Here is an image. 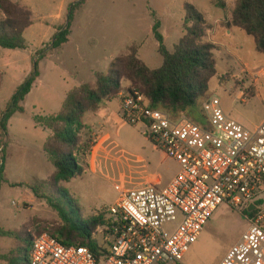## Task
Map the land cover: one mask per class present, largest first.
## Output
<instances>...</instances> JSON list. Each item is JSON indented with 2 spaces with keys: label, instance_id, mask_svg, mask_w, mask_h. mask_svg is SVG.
<instances>
[{
  "label": "rangeland",
  "instance_id": "obj_1",
  "mask_svg": "<svg viewBox=\"0 0 264 264\" xmlns=\"http://www.w3.org/2000/svg\"><path fill=\"white\" fill-rule=\"evenodd\" d=\"M9 1L26 6L31 13L32 27L26 32L27 49L22 53L30 60L13 58L10 54L15 51L0 48V68L5 69L0 112L9 102L8 95L26 65L32 70V60L38 58L36 54L50 44L56 29L66 23L68 8L79 0ZM218 1L224 9L215 6L217 0H211V4L209 0H89L74 13L70 45L49 51L38 61L42 83L27 101L25 113L12 117L7 136L0 144L1 230L23 232L29 241L26 232L32 234V227L58 221L57 214L27 188L45 181L53 171L42 149L48 133L36 127L32 117L55 114L60 110L55 98L63 90L94 85L97 73H107L115 59L131 52L148 69H159L163 60L151 28L154 22H159L164 46L172 53L182 37L186 4L205 18L206 40L215 45L216 77L209 83V98H217L224 115L248 130L262 122L264 56L257 53L250 36L228 24L236 0ZM4 21L5 16L0 12V22ZM48 92H53L55 97L46 98ZM120 124L119 130L100 125L84 133L91 141L89 168L82 177L64 185L78 206L77 209L66 202L76 220L86 222L93 215L105 214L120 190H136L149 181L162 190L178 173L177 164L156 149L141 134L139 126ZM242 218V212L221 204L177 264H219L246 231L248 224ZM3 258L25 264L16 243L0 237V264H8Z\"/></svg>",
  "mask_w": 264,
  "mask_h": 264
},
{
  "label": "built area",
  "instance_id": "obj_2",
  "mask_svg": "<svg viewBox=\"0 0 264 264\" xmlns=\"http://www.w3.org/2000/svg\"><path fill=\"white\" fill-rule=\"evenodd\" d=\"M117 97L119 121L139 126L177 164V175L162 190L149 181L118 192L96 235L97 256L41 234L31 241L29 264H177L221 204L242 212L248 226L219 264H264V119L248 130L211 97L202 104L199 125L149 108L136 92Z\"/></svg>",
  "mask_w": 264,
  "mask_h": 264
},
{
  "label": "trees",
  "instance_id": "obj_3",
  "mask_svg": "<svg viewBox=\"0 0 264 264\" xmlns=\"http://www.w3.org/2000/svg\"><path fill=\"white\" fill-rule=\"evenodd\" d=\"M87 1L79 0L68 8L66 23L56 29L50 44L36 54L38 58L32 60L30 74L0 112V144L7 136L9 120L15 114L24 113L22 103L39 77L38 61L45 58L49 51L67 43L73 15ZM215 6L224 9L223 3L218 0ZM183 11L182 37L172 53L164 46L159 22H154L151 28L157 52L163 60L159 69H148L131 52L115 59L107 73H97L94 86L82 84L68 91L56 114L32 117L36 127L49 133L42 149L53 172L45 181L27 188L57 214L58 221L32 227V234L26 232L30 236L29 241L24 238L23 232L0 229L1 238L16 243L25 264H29L32 239L41 234L49 235L64 247H86L98 255L100 249L96 245V235L107 225L105 214L93 215L86 222L76 220L67 209L66 202L77 209L78 206L69 197L64 185L82 177L89 168L91 141L84 137V133L90 132L91 128L85 123V117L97 113L114 100L123 91V82L129 84L128 92L142 95L149 108L166 113L172 120L185 117L195 124L204 125L202 104L209 99V83L216 77L215 45L206 40L208 25L205 18L189 4L184 6ZM0 12L5 16V21L0 22V48L25 51L27 46L23 34L32 25L31 13L19 3L9 0H0ZM229 16L228 24L250 36L257 53L264 56V0H236ZM2 81L3 74L0 73V88ZM2 176L3 166L0 165V183ZM3 260L8 264H17L11 258Z\"/></svg>",
  "mask_w": 264,
  "mask_h": 264
},
{
  "label": "crops",
  "instance_id": "obj_4",
  "mask_svg": "<svg viewBox=\"0 0 264 264\" xmlns=\"http://www.w3.org/2000/svg\"><path fill=\"white\" fill-rule=\"evenodd\" d=\"M89 1V0H88ZM210 1V4H211V0ZM190 5V4H189ZM22 7H25L26 6H22ZM27 9V8H26ZM181 22V21H180ZM32 25L25 30L24 34H23V38L25 40V42L27 41L26 40V32L29 31L31 29ZM71 29V27H70ZM180 29H181V25H180ZM70 36H71V31L69 30V36H68V41L67 43H65L64 45H62L61 47H64V46H68L70 45L71 43V39H70ZM91 41H87V45L90 44ZM76 45V44H74ZM57 50V49H56ZM75 50V49H74ZM19 50H15V52H13L12 54H10L11 56H13V58H18V57H21L22 58H25V60H30L29 56H24L25 54H22L26 51H23V52H18ZM54 51V50H53ZM14 61L12 60V63ZM5 69H3V67L0 68V73L3 74V81H2V84H1V88H0V93L2 92V89H3V86H4V82H5V72H4ZM30 71H31V68L26 65V68L24 69V71L21 73V77L18 79V81L15 83V85L12 87L11 91H10V94L8 95V97L12 96L13 92L16 90V88L23 82V80L30 74ZM42 75L41 73H39V77L37 78V80L35 81V83L33 84V87L30 91V93L25 97L23 103H22V107L24 109V113H25V107H26V104H27V101L30 99V97L32 96L33 92H34V89L37 87V86H40L41 83H42ZM95 82H96V79H95ZM95 85V84H94ZM94 85H90V86H94ZM126 85V86H124ZM78 87V86H76ZM122 87H123V90H126L129 88V84L128 83H122ZM75 88V87H73ZM73 88H70V89H66L65 91L63 90V92L61 93L60 96H63V98L60 96L56 97L55 100H57V105L62 106V103L64 101V98L66 96V93L68 91H70L71 89ZM53 98L55 97L53 95V92H48L45 94V97L46 98H50L52 97ZM62 99V101H61ZM36 104V103H35ZM38 106V105H37ZM34 104H33V108H34ZM59 108V109H60ZM119 110H120V104H119V100H118V97H116L114 100H112L111 102L107 103L105 105V107H103V109H101L100 111H98L97 113L95 114H88L86 117H85V123L92 129L94 130L97 126H104L103 128L106 129L107 126H113L114 128H118V130L122 127V125L120 124L121 122L119 121L118 119V113H119ZM58 112V111H57ZM56 112V113H57ZM55 113V114H56ZM54 115V114H53ZM12 119V118H11ZM10 119V120H11ZM9 120V122H10ZM263 121V120H262ZM8 126H9V123H8ZM48 133V132H47ZM49 136V133L46 135L45 137V140L46 138ZM45 142V141H44ZM53 172V171H52ZM52 174V173H51ZM50 174V175H51ZM49 175V176H50ZM47 176V178L49 177Z\"/></svg>",
  "mask_w": 264,
  "mask_h": 264
},
{
  "label": "water",
  "instance_id": "obj_5",
  "mask_svg": "<svg viewBox=\"0 0 264 264\" xmlns=\"http://www.w3.org/2000/svg\"><path fill=\"white\" fill-rule=\"evenodd\" d=\"M253 209H254V207H253V206H250V207L248 208V210H247V213H251V212L253 211ZM242 220H244V219L242 218Z\"/></svg>",
  "mask_w": 264,
  "mask_h": 264
}]
</instances>
